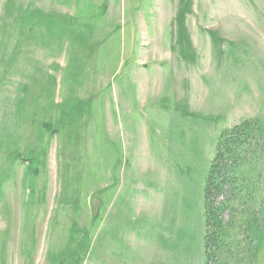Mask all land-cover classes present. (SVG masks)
I'll list each match as a JSON object with an SVG mask.
<instances>
[{
	"label": "rangeland",
	"instance_id": "obj_1",
	"mask_svg": "<svg viewBox=\"0 0 264 264\" xmlns=\"http://www.w3.org/2000/svg\"><path fill=\"white\" fill-rule=\"evenodd\" d=\"M246 119L264 136V0H0V264H204Z\"/></svg>",
	"mask_w": 264,
	"mask_h": 264
},
{
	"label": "trees",
	"instance_id": "obj_2",
	"mask_svg": "<svg viewBox=\"0 0 264 264\" xmlns=\"http://www.w3.org/2000/svg\"><path fill=\"white\" fill-rule=\"evenodd\" d=\"M203 206L204 264L256 263L264 241V136L257 120L219 135Z\"/></svg>",
	"mask_w": 264,
	"mask_h": 264
}]
</instances>
